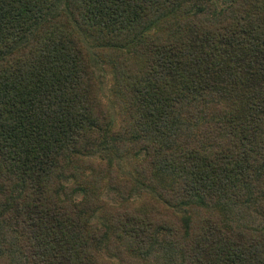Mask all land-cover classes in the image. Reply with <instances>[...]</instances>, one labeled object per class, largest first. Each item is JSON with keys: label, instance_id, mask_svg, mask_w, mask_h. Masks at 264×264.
I'll return each mask as SVG.
<instances>
[{"label": "trees", "instance_id": "16d2710c", "mask_svg": "<svg viewBox=\"0 0 264 264\" xmlns=\"http://www.w3.org/2000/svg\"><path fill=\"white\" fill-rule=\"evenodd\" d=\"M0 264H264V0H0Z\"/></svg>", "mask_w": 264, "mask_h": 264}, {"label": "rangeland", "instance_id": "374dc122", "mask_svg": "<svg viewBox=\"0 0 264 264\" xmlns=\"http://www.w3.org/2000/svg\"><path fill=\"white\" fill-rule=\"evenodd\" d=\"M110 76L109 74H106V79L104 81V85H103V99L106 103L109 104L110 102V92H109V88H110V80H109Z\"/></svg>", "mask_w": 264, "mask_h": 264}]
</instances>
